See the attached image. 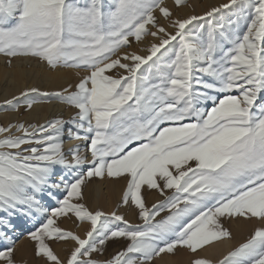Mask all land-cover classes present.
Masks as SVG:
<instances>
[{"label": "snow or ice", "instance_id": "snow-or-ice-1", "mask_svg": "<svg viewBox=\"0 0 264 264\" xmlns=\"http://www.w3.org/2000/svg\"><path fill=\"white\" fill-rule=\"evenodd\" d=\"M0 55L86 72L0 104L31 109L43 96L75 109L0 125V264H20L16 221L37 215L27 235L45 264H154L180 249L191 264H264V224L221 259L197 255L231 240L226 221H264V0L184 17L164 0H0ZM93 179H124L120 204L141 222L90 210ZM152 191L163 199L149 206ZM61 217L89 227L82 237ZM117 240L126 246L101 259ZM52 242L73 246L61 259Z\"/></svg>", "mask_w": 264, "mask_h": 264}, {"label": "rangeland", "instance_id": "rangeland-1", "mask_svg": "<svg viewBox=\"0 0 264 264\" xmlns=\"http://www.w3.org/2000/svg\"><path fill=\"white\" fill-rule=\"evenodd\" d=\"M164 2L167 6L172 8L174 12H177L178 14L180 13L179 15L181 17H184L183 15H185V16L186 15H192V14L201 15L203 12L209 10L211 7L218 6L222 3H227L228 0H197L196 3L193 0H187V5L182 7V9L181 8H179V9L175 8L174 0H164ZM192 3H195V7L193 6L194 4H192ZM190 4H192V7H194V8H192L190 6ZM157 15H159L158 12H157ZM164 22L165 21L161 20V23H164ZM169 30L171 31V29H169ZM133 47L135 48L136 45L134 44ZM140 47H144V45H141ZM140 54L145 55L146 52H141ZM27 58L29 59V61L44 62V61L40 60L39 58L31 57V56H29V57H16L13 59L12 65L13 64H25V66L28 67V65H26V64H28L26 62ZM6 60H7V58L5 56L0 55V66L8 69V68H10V66L6 63ZM81 70L85 71L83 69H81ZM109 74H114V73H109ZM40 91L41 92H55V90H53V89H50V90L40 89ZM56 91H59V90H56ZM15 96H17V95H15ZM11 98L12 97H10V96H8V98H2L0 96V104H3V102L5 100L11 99ZM32 99L34 100L33 106L35 104H41L39 106V108L42 109L43 111H45V110L41 107H44L45 105H49V103H50V105L51 104H57V105L59 104L65 110V112H67V114H66L67 117L75 111L74 108L68 106L67 104H65L62 101L55 99V98H49V97H43V96H33ZM20 105L21 106L17 110H12V109L0 110V125H7L10 122H25V123H38V124H40V123H44L45 121H47L49 119L56 118V117L67 118L64 113L63 114L61 113L59 115V113L55 112V114H51L50 116H47L43 120H40V121L35 120L33 118L26 117L25 113L28 112L30 109H27L26 105L24 104L23 98H21ZM14 116H16V117H14ZM65 141L67 142L68 140L67 139L64 140V146L67 148V146H69V145L67 144V146H66ZM75 142L76 141H74V143ZM70 143H73V141H70ZM98 182H100V185L102 184L101 186H102L103 190L108 189L107 191H108V194L110 196L109 197L110 198L109 203H107V202H105V204L99 203L100 204L99 205L98 203H96L93 200L95 185L99 184ZM125 187H126V182L124 179H120V180L93 179L91 182H89L87 184V186L84 189V195H85L84 203L89 207L90 210H95L97 208H99L105 212H111L113 210H116L118 212V214L124 215L125 218L128 219L131 223H140L141 221H139L138 216L132 207H129V208L125 207V206L123 207V205L120 204V201L122 198V193H123V190ZM112 196L114 197V199ZM145 196H146V202L149 206L152 203H155L157 200L163 199V197H161L155 191L146 192ZM113 200L115 201V203ZM42 203L44 204L45 207H49V209L51 207L57 206V203L55 200L45 199L42 201ZM130 211H131V213H130ZM127 212H129V213H127ZM126 214H127V216H126ZM165 214L166 213H162L161 215L163 216ZM43 219L44 218L42 216H39V215L36 216L35 220L28 219V218L18 219L16 221L17 227H18V232H23V234L18 235V238L16 240V244L20 240H22V238H24V237H25V239L26 238L29 239L27 232L30 230H34L35 227H38L39 222H43ZM158 219H159V217H158ZM66 220H67V222H66ZM74 221H75V217H73L70 220L67 218L65 219L64 217H61L57 220V223L61 227H64L66 229H71L73 227L71 230H74V231H76V229L79 226H82L83 232H81V233L78 232V233L83 237V235H84L85 231L87 230V228L89 227V225L88 224H80L79 226H77V223ZM225 223H226V226L229 227L231 232H232V238H231L232 241L231 240L229 241L230 246L228 245L227 248H225V247L220 248V249L216 250L213 254L203 251V252H198L197 255H205V256L212 258L213 260L221 259L224 255L227 254V252L229 250L234 249L235 247H238L240 244L246 242V240L253 233L255 227H257L261 224H264V221H260L257 219H252V220L239 219V220L226 221ZM33 244H34V242L32 241V243H31V240L29 239V241L27 243V248H26L27 254H26V252L20 251V253L21 252L22 253L20 254V257H19V255H18L19 251H17V253H15V258L18 262H20V264H33V263L34 264H45L44 261L38 260L35 257ZM126 244H127V241H125V240H117V241L109 242L104 255L100 258L101 259L110 258L116 252L122 250L126 246ZM70 245L73 246L72 242H68V243H64V244H63V242H61V243L52 242V244H51V246L53 247L54 250H56V253L60 256L61 259L66 258L67 255L69 254V250H70L69 247H71ZM60 248H63L64 250L61 249L62 250L61 251V250H59ZM164 258L165 259H163L162 261H160V260L154 261V264H168V262H169V264L170 263L171 264H191V261L194 259L192 253H190L189 251H187L185 249H180L176 256H165Z\"/></svg>", "mask_w": 264, "mask_h": 264}, {"label": "bare ground", "instance_id": "bare-ground-1", "mask_svg": "<svg viewBox=\"0 0 264 264\" xmlns=\"http://www.w3.org/2000/svg\"><path fill=\"white\" fill-rule=\"evenodd\" d=\"M193 1L195 3L197 2V0H193ZM195 3H192V4H194L193 5L194 7H195ZM192 4H190L191 7H192ZM194 7H192V8H194ZM183 16H185V15H183ZM26 62L28 63V64H26V65H28V67L25 66V64H13L8 69L5 68V67L0 66V96L2 98H8V96L13 97L15 95L18 96V94L21 91H23L25 88H28V87H37V88L43 89V90H50V89H53L55 91L56 90H61L62 88L67 87V85L69 83L75 84L76 82H78V80L83 75L86 74L85 71L76 70V69L66 70V69H63V68H58L56 71H53V70L50 69L49 66H47V64L45 62L29 61L28 58L26 59ZM77 71H79V75H77ZM40 105L41 104H35L28 112L25 113L26 117L33 118L35 120H39L40 121V120L45 119L47 116H50L51 114H55V112L59 113V115L61 113L62 114L64 113L65 116L67 114V112H65V110L59 104L58 105L57 104H51L50 105V103H49V105H45L44 107H41L45 111H43L42 109L39 108ZM14 117H16V116H14ZM73 143H74V141H73ZM65 144H66V146H67V144L69 145L70 141L69 142L67 141ZM98 183L99 184L95 185L93 200L96 203H98V204L99 203L105 204V202L109 203V199H110L109 197L110 196H109L108 191H107L108 189L103 190V188L101 186L102 184L100 185V182H98ZM113 199H114V197H113ZM114 203H115V201H114ZM127 213H129V212H127ZM130 213H131V211H130ZM126 216H127V214H126ZM66 222H67V220H66ZM76 231L79 232V233L83 232V227L79 226L76 229ZM22 234H23V232H18V235H22ZM28 241H29V239H27V238L25 239V237H24V238H22V240H20L16 244V252L15 253H17V251H19L18 252L19 257H20V254L22 252H26ZM229 241L230 240H227V241H225V242H223L221 244L214 245L211 248H206L204 251L207 252V253H212L213 254L216 250H218L220 248H223V247L227 248L228 245L230 244ZM31 243H32V241H31ZM71 247H69V248H71ZM61 249L64 250L63 248H60L59 250H61ZM20 251H22V252L20 253ZM26 254H27V252H26ZM168 264H169V262H168Z\"/></svg>", "mask_w": 264, "mask_h": 264}]
</instances>
